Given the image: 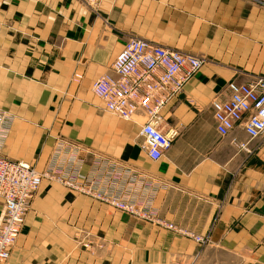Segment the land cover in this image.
<instances>
[{
	"label": "crops",
	"instance_id": "1",
	"mask_svg": "<svg viewBox=\"0 0 264 264\" xmlns=\"http://www.w3.org/2000/svg\"><path fill=\"white\" fill-rule=\"evenodd\" d=\"M130 39L204 61L162 112L175 135L158 161L140 149L142 118L90 91ZM249 75L264 76V0H0V110L13 116L1 154L42 171L63 141L55 158L75 159L79 181L115 170L155 185L159 219L207 239L201 262L191 238L43 180L6 264H264V134L221 138L210 105Z\"/></svg>",
	"mask_w": 264,
	"mask_h": 264
},
{
	"label": "built area",
	"instance_id": "2",
	"mask_svg": "<svg viewBox=\"0 0 264 264\" xmlns=\"http://www.w3.org/2000/svg\"><path fill=\"white\" fill-rule=\"evenodd\" d=\"M89 8L96 7L102 0H77ZM204 61L197 56L182 54L164 46L153 45L140 39L126 41L113 59L107 72L98 76L90 86L93 95L101 100L107 113L123 121L135 116L142 118L138 136L140 149L151 161H158L170 147L174 131L164 132L162 112L165 106L178 97L184 86L199 72ZM75 80L81 76L74 75ZM211 109L217 134L228 137L236 130H242L248 140L264 134V76L249 75L245 82L234 79L227 82L225 93L211 100ZM13 116L0 110V202L3 215L0 219V264H6L14 246L32 196L43 180L56 181L77 194L88 196L109 205L114 210L139 221L153 224L191 238L198 247L207 244L203 236H196L159 219L153 207L155 185H143L135 178L110 170L102 176L99 172L90 174L83 181L78 180L77 161H57L55 154L65 144L59 142L54 156L42 171L32 165L11 160L1 154ZM236 142L235 138L231 139ZM67 147L70 150L75 146ZM240 148L246 149L244 144ZM134 177V176H133ZM123 182L135 190L121 194ZM116 187L118 192L114 191ZM132 193V194H131ZM88 233L76 239L79 245L90 248L92 240Z\"/></svg>",
	"mask_w": 264,
	"mask_h": 264
},
{
	"label": "rangeland",
	"instance_id": "3",
	"mask_svg": "<svg viewBox=\"0 0 264 264\" xmlns=\"http://www.w3.org/2000/svg\"><path fill=\"white\" fill-rule=\"evenodd\" d=\"M46 181H47V180H46ZM31 199H32V198H31ZM141 222H143V221H141ZM152 225H153V224H152ZM205 246H206V245L198 247V245H197V247H198V251H197V253L195 254V257L197 258V257L200 256L199 259H200L201 262H204V261L207 260L206 250H204ZM201 262H200V264H201ZM204 264H206V262H205Z\"/></svg>",
	"mask_w": 264,
	"mask_h": 264
}]
</instances>
